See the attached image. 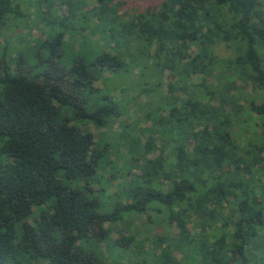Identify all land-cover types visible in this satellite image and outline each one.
Returning a JSON list of instances; mask_svg holds the SVG:
<instances>
[{
    "label": "trees",
    "instance_id": "obj_1",
    "mask_svg": "<svg viewBox=\"0 0 264 264\" xmlns=\"http://www.w3.org/2000/svg\"><path fill=\"white\" fill-rule=\"evenodd\" d=\"M22 1L0 0V23L23 20ZM96 1L65 15L55 0H29L48 26L46 62L26 51L0 58V264H99L100 243L117 263L141 242L111 229L141 215L162 231L141 235L150 260L134 264H264V0H161L128 19L113 0ZM78 10L92 11L94 31L72 28ZM66 35L90 53H56ZM135 68L152 109L131 138L119 122L115 143L135 148L120 166L88 124L108 131L119 119L113 91L133 86Z\"/></svg>",
    "mask_w": 264,
    "mask_h": 264
},
{
    "label": "rangeland",
    "instance_id": "obj_2",
    "mask_svg": "<svg viewBox=\"0 0 264 264\" xmlns=\"http://www.w3.org/2000/svg\"><path fill=\"white\" fill-rule=\"evenodd\" d=\"M55 4L53 6V10H55L58 14H68L71 11V8H77L81 9L84 11L89 10V8L94 7L97 5L96 0H55ZM29 0H24L22 1L21 5L23 6V9H20L19 12L23 13L25 15L24 19L19 21L21 19L20 16H17L13 18V15L7 16L5 18V23H0V58H2V53H6L7 57L10 59V57H17L16 51H20V53L30 55L28 57L29 61L32 62H41L44 64L46 62V58L48 57L49 53V48H43L44 46L42 41L49 39L46 35V30H47V25H45V18L42 16L40 20L35 18V15L33 14V9L32 7L28 6ZM161 0H113L112 3H115L118 6V15L122 16L124 19H128L131 15L139 14L142 12H145L147 9H152L153 7H156L159 5ZM84 3V4H83ZM83 4V5H81ZM80 7V8H78ZM41 9H44L42 7ZM92 11L90 10L89 12H83L78 10L77 17L74 19L76 23L73 22L72 28L76 31L81 32L83 29H86L84 33H89L95 30L92 25L91 17L92 16ZM86 17V21H84V17ZM29 22V26H27V23ZM35 22V23H34ZM26 23V25H25ZM79 24V26H78ZM84 24V25H83ZM84 27V28H82ZM50 28V27H49ZM67 30H70L71 28L68 26L66 28ZM55 32H58V28H54ZM75 37H78V33L75 34ZM68 36L66 35L64 39L59 42L58 45L55 47L57 48L56 53L65 56V58L69 59L70 61L73 59V55H75V51H78L80 53H90L88 51V46L82 45L81 47H78L77 45H73L72 47L70 46V43L68 42ZM8 39V43L5 42V39ZM92 36L86 37V39H90ZM4 43L7 44V50L2 51V46H5ZM50 46V45H49ZM75 46V47H74ZM32 48L35 49L34 53ZM92 49V48H91ZM230 49L225 48L222 45H219L215 47L214 53L218 55L220 59L226 58L228 54H230ZM40 55L43 54V57L40 58ZM39 55V56H38ZM46 57V58H45ZM67 59V60H68ZM13 66L15 64V61L12 62ZM138 69L133 70V76L129 77V82L132 83L133 86L129 85V88L127 91H122L121 89L115 90L114 95L119 100L124 104V111L121 113L119 119L113 123V125L110 127V129L104 130V129H97L94 127L91 123L88 125L91 127L92 132L94 135L99 136L100 135V140L101 136L103 137V141H109L111 143V147L109 148L110 150V158L114 161H116L120 166L125 163V160L127 161L130 159V152L129 150H133L135 148H129L128 144H123L126 143L124 140L126 138L121 139L117 144L115 143V140H117V135L116 133L121 132L122 129L119 125L120 121H123L128 129V135L133 137L137 133L140 134V131L137 128H146L149 125V122H146L144 119V111H150L152 109V105L147 98V96L143 93L138 92V79L137 76L135 75V72H137ZM150 75V74H149ZM111 74L108 71L104 72V77H110ZM152 76V75H151ZM195 81H199L200 76H192ZM125 78V77H124ZM169 79V74L166 71L164 77L162 78L163 81V93L166 95H170V101H172V98H176L178 96V93H168L166 84ZM142 81V80H141ZM214 81L213 78H208V83H212ZM118 82V81H117ZM114 78H110L106 81V86H112L113 84L117 83ZM148 82V80H143L141 85L143 83ZM217 83V81H216ZM139 85V89H142L145 87V85ZM94 86H97L98 88L103 87V83L101 81H96L94 82ZM246 92H249L251 90V87H246ZM123 92V93H121ZM153 93V94H157ZM124 94L131 99L127 104L125 99ZM180 96V95H179ZM120 98H122L120 100ZM142 108L141 110L139 108ZM148 138V135H141L140 139L141 142H144ZM156 145L159 146V142H156ZM140 145H138V148ZM137 149V148H136ZM158 150L147 154L148 157L155 156L158 154ZM108 191L110 193L114 192L113 185H110L108 187ZM151 214V213H149ZM151 216H154L153 214ZM146 216L141 215L140 218L134 220L133 222L126 224V223H120L117 224L116 227H113L111 229L110 237L116 239L117 237L120 238L121 236H128V235H134L136 237V241L141 242V249L137 250L135 248V243L130 244V247L128 248L129 254L125 258L117 256V263H113L112 257L110 255V251L108 248L105 247L103 243H100V247L102 250V257L100 258L99 264H134L138 262L139 260L143 259L144 257L146 258V253L149 248L152 247L151 242H142L140 240L141 235L147 234L152 235V234H157V232H161V225H159L155 220L153 222H150L148 224H144ZM109 226L108 223H105V228ZM170 231L172 234L176 233V227H170ZM117 238V239H118ZM158 251V249H157ZM174 256L176 258H180V254L175 251ZM146 260H150L149 258H146Z\"/></svg>",
    "mask_w": 264,
    "mask_h": 264
}]
</instances>
